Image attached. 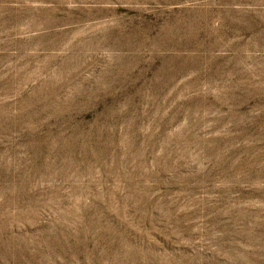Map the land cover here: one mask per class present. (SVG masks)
<instances>
[{"label": "rangeland", "instance_id": "rangeland-1", "mask_svg": "<svg viewBox=\"0 0 264 264\" xmlns=\"http://www.w3.org/2000/svg\"><path fill=\"white\" fill-rule=\"evenodd\" d=\"M0 264H264V0H0Z\"/></svg>", "mask_w": 264, "mask_h": 264}]
</instances>
